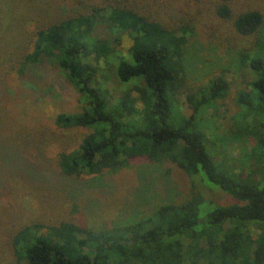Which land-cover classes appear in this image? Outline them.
Wrapping results in <instances>:
<instances>
[{"label": "trees", "instance_id": "16d2710c", "mask_svg": "<svg viewBox=\"0 0 264 264\" xmlns=\"http://www.w3.org/2000/svg\"><path fill=\"white\" fill-rule=\"evenodd\" d=\"M22 1L0 0V25L6 26L5 16H10L14 38L26 16ZM130 1L94 2L86 11L38 26L33 49L22 56L18 72L26 86L36 88L38 71L50 63L78 94L81 109L56 117L61 128L88 129L76 148L60 156L66 175H98L144 159L176 164L195 181L194 188L185 200L153 205L105 229L73 222L28 224L14 236L18 259L25 264H264V52L258 53L264 38L252 53L242 52L257 73L251 81L255 94L239 91L236 96L241 105L237 114L252 128L234 125L224 136L236 135L244 143L253 137L255 145L242 154L247 162L242 170H224L214 161L218 108L208 105L228 92V79L221 74L187 94L191 113L183 114L178 100L186 86L192 25L169 27L144 12L149 0ZM220 13L228 15V6ZM263 23L257 10L235 21L242 33ZM125 36L131 44L122 49ZM103 59L115 67L121 82L133 83L121 96L98 78ZM201 187L218 189L236 201L220 204Z\"/></svg>", "mask_w": 264, "mask_h": 264}, {"label": "rangeland", "instance_id": "374dc122", "mask_svg": "<svg viewBox=\"0 0 264 264\" xmlns=\"http://www.w3.org/2000/svg\"><path fill=\"white\" fill-rule=\"evenodd\" d=\"M102 1L23 0L26 16L15 27L16 37L9 29L13 22L10 16H5L6 26L0 25V264H25L15 253L14 236L28 224L73 222L105 229L136 218L153 205L185 200L194 188L195 181L173 163L140 159L98 175L80 176L66 175L61 168V154L76 148L88 132L87 128L56 124L58 114L81 109L78 94L63 73L47 62L38 71L39 86H26L18 63L33 49L38 26L86 11L92 3ZM223 5L229 8L226 16L220 13ZM143 10L169 27L185 22L192 25L185 51L186 86L178 100L183 114L191 113L187 94L225 74L230 83L228 92L208 105L218 108L212 136L217 153L214 161L224 170H242L247 164L242 154L252 151L255 139L250 137L244 143L236 135L224 136L234 125L237 130L252 128L237 114L241 105L236 96L239 91L252 97L255 94L251 81L257 73L251 72L250 60L244 61L242 52L252 53L256 42L264 38V23L252 33H242L235 21L253 10L264 18V0H149ZM130 44L131 39L125 36L121 48ZM263 52L264 39L258 46V53ZM98 65V78L113 95L121 96L133 87L132 82L118 79L109 61L100 60ZM253 105H257L255 100ZM203 191L220 204L236 201L218 189Z\"/></svg>", "mask_w": 264, "mask_h": 264}]
</instances>
